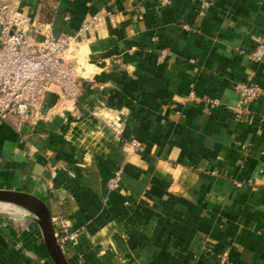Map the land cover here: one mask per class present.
<instances>
[{"label":"crops","instance_id":"obj_1","mask_svg":"<svg viewBox=\"0 0 264 264\" xmlns=\"http://www.w3.org/2000/svg\"><path fill=\"white\" fill-rule=\"evenodd\" d=\"M20 10L32 32L55 35L107 14L86 43L77 102L60 110L51 89L34 125L0 122V190L35 196L77 232L67 262L264 264V59L248 58L264 42V0H20ZM244 82L262 95L237 117L233 86ZM97 108L118 114L121 136ZM18 262L0 234V264Z\"/></svg>","mask_w":264,"mask_h":264},{"label":"built area","instance_id":"obj_2","mask_svg":"<svg viewBox=\"0 0 264 264\" xmlns=\"http://www.w3.org/2000/svg\"><path fill=\"white\" fill-rule=\"evenodd\" d=\"M169 3L170 0H160L162 6ZM106 17L102 12L90 14L66 34L55 35L48 26L32 32L29 18L20 10V0H0V122H13L17 129L24 124L34 125L41 117L43 96L51 89L57 93L60 110L73 106L83 89L81 58L86 43L104 27ZM64 20L68 21L69 17ZM248 58L253 62L264 59V42L260 38H256ZM233 88L238 95L235 115L240 117L245 106L256 102L262 91L258 85L245 82ZM90 114L99 118L113 134L121 136L123 127L117 113L110 115L104 108H97ZM131 145L139 147L134 142ZM119 181L117 170L107 181L108 191H115ZM52 223L57 226H54L55 237L62 250L76 241L77 232H69L62 218H55ZM218 259V264H226V255Z\"/></svg>","mask_w":264,"mask_h":264},{"label":"rangeland","instance_id":"obj_3","mask_svg":"<svg viewBox=\"0 0 264 264\" xmlns=\"http://www.w3.org/2000/svg\"><path fill=\"white\" fill-rule=\"evenodd\" d=\"M136 149L141 150V147ZM0 229L1 237L10 240L12 250L18 256L17 264H52L39 226L26 210L0 203Z\"/></svg>","mask_w":264,"mask_h":264},{"label":"water","instance_id":"obj_4","mask_svg":"<svg viewBox=\"0 0 264 264\" xmlns=\"http://www.w3.org/2000/svg\"><path fill=\"white\" fill-rule=\"evenodd\" d=\"M0 203L20 207L30 213L42 234L44 248L52 264H69L55 237V228L46 205L30 194L0 190Z\"/></svg>","mask_w":264,"mask_h":264},{"label":"bare ground","instance_id":"obj_5","mask_svg":"<svg viewBox=\"0 0 264 264\" xmlns=\"http://www.w3.org/2000/svg\"><path fill=\"white\" fill-rule=\"evenodd\" d=\"M4 207V206H3ZM9 209V208H8Z\"/></svg>","mask_w":264,"mask_h":264}]
</instances>
